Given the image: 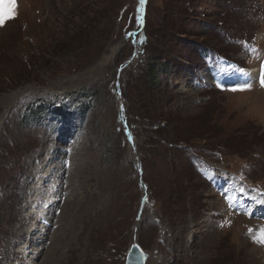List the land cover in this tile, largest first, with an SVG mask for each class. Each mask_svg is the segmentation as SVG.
Listing matches in <instances>:
<instances>
[{"label": "rangeland", "instance_id": "1", "mask_svg": "<svg viewBox=\"0 0 264 264\" xmlns=\"http://www.w3.org/2000/svg\"><path fill=\"white\" fill-rule=\"evenodd\" d=\"M9 12L0 264H30L32 248L34 264H125L132 243L145 264H251L264 249L249 235L264 228V0H146L142 13L139 0H0ZM36 165L50 174L27 184ZM39 186L22 228L61 216L35 246L40 233L13 231Z\"/></svg>", "mask_w": 264, "mask_h": 264}, {"label": "bare ground", "instance_id": "2", "mask_svg": "<svg viewBox=\"0 0 264 264\" xmlns=\"http://www.w3.org/2000/svg\"><path fill=\"white\" fill-rule=\"evenodd\" d=\"M108 64V62H107V59H103L102 60V62H101V64L98 66V68H97V71L98 70H102L106 65ZM258 72V69L256 68V69H254V71L253 72H251V73H253V75L254 74H256ZM255 76V75H254ZM242 81H243V78H242ZM243 86L245 87V88H243V89H246V88H250L251 87V85H250V82H248V80L246 79V78H244V84H243ZM49 153L47 152V154H45V153H43L42 154V160L45 162V161H47L48 159H49ZM42 162V161H41ZM42 168H44L43 166L41 167V166H35L34 168H33V170L31 171V173H29V177H28V181H27V184L28 183H31V182H34V180H38V178H37V174L39 173V175H40V177H41V179L40 180H38V182L41 184V182H43V183H45V181H46V179L48 178V173H49V170H47L46 172H44V173H41V171H42ZM53 169V168H52ZM50 174V173H49ZM58 175V174H57ZM26 184V185H27ZM38 191L37 190H35L36 191V193H35V195H33V199L27 204V206L25 207V210L22 212V215H23V217H24V219L21 221V225L19 226V228H16L13 232L16 234L17 232L18 233H25L28 237L30 236H32V234L34 233V232H38V233H40V235H41V237L39 238V240L38 241H36V240H31L30 239V237H29V240H31V242L36 246V244H38V243H44L45 241H46V237H45V235H47L46 234V232H47V229H48V227H50V224H51V222L53 221V220H55V223H53V227L55 228V224H57L58 222H59V220H60V216H61V214H59V216L58 217H55L54 215H53V212H52V210H51V208H48V209H50L49 210V212H47V210H44V211H41L40 213H39V216L41 215L42 217H40L39 219H41L42 220V223H41V225L40 224H38L36 227H30V228H22V223H24V222H26V219H25V217H26V215H28V214H30L31 215V211H32V209L33 208H36V207H38V205H40L41 206V204H39L40 203V201H42V195H41V190H40V186L38 187ZM34 190V189H33ZM32 191V190H31ZM45 200V203H46V205L48 206L49 205V202H48V204H47V201H46V199H44L43 198V201ZM53 208V207H52ZM55 211V210H54ZM33 215V214H32ZM53 216V217H52ZM36 217V216H35ZM33 219V218H32ZM37 219V218H36ZM38 220V219H37ZM40 221V220H39ZM38 222V221H37ZM29 223V222H28ZM26 224V223H25ZM35 224V223H34ZM51 226H52V224H51ZM54 233H55V229H54ZM24 235V234H23ZM18 236V235H17ZM49 237H50V235H48ZM210 237H211V235H210ZM51 238H53V235H51ZM11 242V241H10ZM30 247V246H29ZM33 246H31V248H32ZM11 248V247H10ZM12 249V248H11ZM260 249V248H259ZM13 250V249H12ZM260 252V251H259ZM11 253H13V252H11ZM28 253V259L29 260H31V262H30V264H34L33 263V260L34 259H36L37 257H38V255H39V252L37 251V250H35V249H31V251H28L27 252ZM251 253H252V256L254 257V259H250L251 260V264H264V249H261V252H260V254L259 253H257L256 251L255 252H252L251 251ZM7 256H11L10 255V252H8V255ZM6 256V257H7ZM258 256H261L262 258H263V260H261V261H259V259H258ZM14 257V256H13ZM13 257H12V259H13ZM8 260V259H7ZM17 264V263H16Z\"/></svg>", "mask_w": 264, "mask_h": 264}, {"label": "snow or ice", "instance_id": "3", "mask_svg": "<svg viewBox=\"0 0 264 264\" xmlns=\"http://www.w3.org/2000/svg\"><path fill=\"white\" fill-rule=\"evenodd\" d=\"M145 3L146 0H139L141 13L143 11V7ZM12 17H13V13L11 12L7 13L6 15H0V26H3L6 19H11ZM137 20L139 24H142V17H138ZM260 83H261V87H264V63L261 64ZM232 90L235 91L236 89H232ZM249 235L252 237L253 242L264 245V228H260L255 232L253 229H249Z\"/></svg>", "mask_w": 264, "mask_h": 264}, {"label": "trees", "instance_id": "4", "mask_svg": "<svg viewBox=\"0 0 264 264\" xmlns=\"http://www.w3.org/2000/svg\"><path fill=\"white\" fill-rule=\"evenodd\" d=\"M160 67H162L161 68V70H163L164 72L166 71V64H163V65H161ZM157 68H158V65L156 64V62L154 61L153 62V60H151V64H150V66L148 67V70H147V72H146V77L147 76H149L150 78H154V76H155V72H157L158 70H157ZM150 78H148L149 80H150ZM94 94V93H93ZM82 98H85V99H91L92 98V94L90 93V92H85V93H82L81 95H80ZM89 104V101L87 102V104L86 105H84V104H81L80 105V111H81V113H82V115H83V117H85V115H86V112H87V109H88V105ZM86 106V107H85ZM41 112L42 111H40V110H36L35 112H33V113H31L32 114V116H38V115H40L41 114Z\"/></svg>", "mask_w": 264, "mask_h": 264}, {"label": "water", "instance_id": "5", "mask_svg": "<svg viewBox=\"0 0 264 264\" xmlns=\"http://www.w3.org/2000/svg\"><path fill=\"white\" fill-rule=\"evenodd\" d=\"M145 254L142 249L132 243L126 256L125 264H145Z\"/></svg>", "mask_w": 264, "mask_h": 264}]
</instances>
